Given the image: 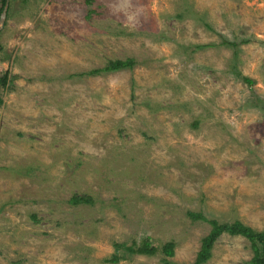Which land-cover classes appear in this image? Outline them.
<instances>
[{
	"label": "rangeland",
	"instance_id": "rangeland-1",
	"mask_svg": "<svg viewBox=\"0 0 264 264\" xmlns=\"http://www.w3.org/2000/svg\"><path fill=\"white\" fill-rule=\"evenodd\" d=\"M0 47V264H191L189 209L263 228L264 0H8ZM144 237L173 255L106 259Z\"/></svg>",
	"mask_w": 264,
	"mask_h": 264
},
{
	"label": "trees",
	"instance_id": "trees-1",
	"mask_svg": "<svg viewBox=\"0 0 264 264\" xmlns=\"http://www.w3.org/2000/svg\"><path fill=\"white\" fill-rule=\"evenodd\" d=\"M4 3L5 0H0V12L4 6ZM220 43L231 46L234 50V54H237V48L240 44L239 41L222 38ZM206 45H210V43L198 44V46ZM134 63L135 60L132 57L109 59L103 66L90 68L81 72V74L95 75L101 72L115 71L132 67ZM239 76L249 84L253 81L250 77L241 73H239ZM8 81V73L6 71L0 76V83L6 84ZM91 200L92 198L86 194H73L70 197V201L72 203L90 202ZM186 214L192 220H203L210 224L208 232L201 238L200 248L198 249L191 264H201L208 260L212 254L211 250L216 239L222 233L241 235L247 238L250 241L253 249V256L250 258V262L252 264H264V226L262 229L258 230L239 219H234L232 221H219L214 217H208L202 211L190 209L186 211ZM113 244L115 246V251L110 255V257H107L106 259L114 262H117L120 258H124L126 253L155 254L157 252H162L166 256H171L174 253L175 247V242L173 240H168L162 245L156 246L151 243L148 237H144L139 244L136 243L135 240H132V242L129 244L124 241H115Z\"/></svg>",
	"mask_w": 264,
	"mask_h": 264
},
{
	"label": "water",
	"instance_id": "water-1",
	"mask_svg": "<svg viewBox=\"0 0 264 264\" xmlns=\"http://www.w3.org/2000/svg\"><path fill=\"white\" fill-rule=\"evenodd\" d=\"M7 6H8V0H5L4 6H3L1 13H0V24L3 23V21H4L6 11H7ZM0 75H1V70H0Z\"/></svg>",
	"mask_w": 264,
	"mask_h": 264
}]
</instances>
